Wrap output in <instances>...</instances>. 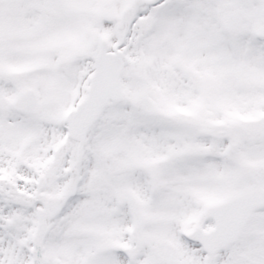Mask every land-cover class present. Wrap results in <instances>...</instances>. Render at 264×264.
Here are the masks:
<instances>
[{
    "label": "snow or ice",
    "instance_id": "obj_1",
    "mask_svg": "<svg viewBox=\"0 0 264 264\" xmlns=\"http://www.w3.org/2000/svg\"><path fill=\"white\" fill-rule=\"evenodd\" d=\"M0 264H264V0H0Z\"/></svg>",
    "mask_w": 264,
    "mask_h": 264
}]
</instances>
